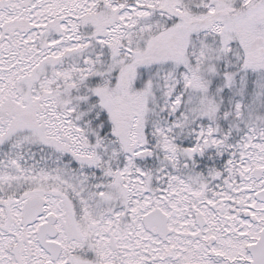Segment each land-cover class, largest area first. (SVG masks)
Instances as JSON below:
<instances>
[{
    "label": "snow or ice",
    "instance_id": "snow-or-ice-1",
    "mask_svg": "<svg viewBox=\"0 0 264 264\" xmlns=\"http://www.w3.org/2000/svg\"><path fill=\"white\" fill-rule=\"evenodd\" d=\"M0 264H264V0H0Z\"/></svg>",
    "mask_w": 264,
    "mask_h": 264
}]
</instances>
